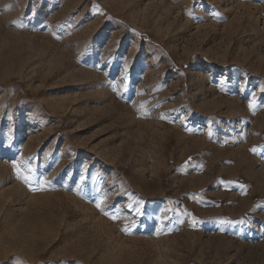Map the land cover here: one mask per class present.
<instances>
[{
	"label": "rangeland",
	"instance_id": "1",
	"mask_svg": "<svg viewBox=\"0 0 264 264\" xmlns=\"http://www.w3.org/2000/svg\"><path fill=\"white\" fill-rule=\"evenodd\" d=\"M261 89L264 0H0V264H264Z\"/></svg>",
	"mask_w": 264,
	"mask_h": 264
},
{
	"label": "snow or ice",
	"instance_id": "2",
	"mask_svg": "<svg viewBox=\"0 0 264 264\" xmlns=\"http://www.w3.org/2000/svg\"><path fill=\"white\" fill-rule=\"evenodd\" d=\"M94 8H95V10H96L97 12L100 11L98 7H95V6H94ZM261 91H264V89H261ZM253 105H254V99H253V101H250L249 104H248V107H249L250 110L253 108ZM141 107H143V105H141ZM251 151H252L253 153H256L258 150H257L256 148H253V149H251ZM28 172L31 173V172H32V169L29 168V169H28ZM17 175H18V178H19L23 183H25V184H28V183H30V182L33 181V177H32L31 175H20L19 172H17ZM36 183H38V184L42 187L44 184L48 183V181H47V179L44 178V177H38V178H36ZM32 190H33V191H36V190H39V189H37V188H33ZM101 203H103V201H102ZM96 207L99 209V208L101 207V204L98 203V204L96 205ZM135 211L137 212V214H139V213H140V208L137 207V208L135 209ZM105 215H109V214H108L107 212H105ZM118 215H119L118 213H116V214H112V215L109 216V218H110L111 220L115 221V220L118 219ZM191 223H192V225H195V223H197V221L193 220V221H191ZM220 223H228V221H220ZM239 223H240L241 225H243V224H245V223H250V222L241 219V220L239 221ZM122 231L127 232V228L122 229Z\"/></svg>",
	"mask_w": 264,
	"mask_h": 264
}]
</instances>
